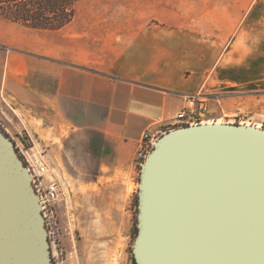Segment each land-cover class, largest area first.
Wrapping results in <instances>:
<instances>
[{
    "label": "crops",
    "instance_id": "0c3cea01",
    "mask_svg": "<svg viewBox=\"0 0 264 264\" xmlns=\"http://www.w3.org/2000/svg\"><path fill=\"white\" fill-rule=\"evenodd\" d=\"M263 8L154 0L137 21L128 4L102 3L59 29L10 21L0 33V121L7 134L26 129L58 152L86 138L99 153L88 185L130 198L145 134L163 135L186 96L221 77L237 84L264 73V38L249 34ZM115 9L120 16H109Z\"/></svg>",
    "mask_w": 264,
    "mask_h": 264
},
{
    "label": "water",
    "instance_id": "95a60500",
    "mask_svg": "<svg viewBox=\"0 0 264 264\" xmlns=\"http://www.w3.org/2000/svg\"><path fill=\"white\" fill-rule=\"evenodd\" d=\"M137 264H264V127L161 135L141 165ZM0 264H52L31 174L0 127Z\"/></svg>",
    "mask_w": 264,
    "mask_h": 264
},
{
    "label": "rangeland",
    "instance_id": "374dc122",
    "mask_svg": "<svg viewBox=\"0 0 264 264\" xmlns=\"http://www.w3.org/2000/svg\"><path fill=\"white\" fill-rule=\"evenodd\" d=\"M152 1L79 0L76 11L80 17L85 16L88 8L95 4H112L115 7L128 4V17L137 21L143 16L144 6ZM241 1L252 3L257 0ZM262 11V17L251 25L249 34L264 38V8ZM120 12L115 9L109 16L118 17ZM14 26L0 17V33H7ZM255 77L252 82L237 84H230L221 77L202 90L210 97L214 109L213 122L241 124L245 121L264 127V73ZM31 140L28 148H34L30 152L46 161L50 171L62 183L61 198L44 214L52 264H134L132 248L137 228L136 200L141 165L138 164L136 184L133 183L128 190L136 191L129 198V195L114 193L116 188L110 185H88L96 177L99 153L92 151L96 147L90 146L86 138L70 146L68 152L43 148L40 140L32 137Z\"/></svg>",
    "mask_w": 264,
    "mask_h": 264
},
{
    "label": "built area",
    "instance_id": "2783aa9c",
    "mask_svg": "<svg viewBox=\"0 0 264 264\" xmlns=\"http://www.w3.org/2000/svg\"><path fill=\"white\" fill-rule=\"evenodd\" d=\"M185 101L186 104L175 116V121L167 124L163 133L185 125H195L214 121V118H212L214 109L210 103L209 95L203 92L190 94L186 96ZM3 126L4 125L0 121V127L6 132ZM9 134L7 135L13 139L16 151L21 156L31 174L32 184L36 193L39 195L43 213L46 214L51 205L61 198L63 194L62 183L55 177L54 173L50 171L49 164L46 161L36 157L35 154L30 152L34 147L28 148V144L31 143L32 140L26 129L18 130L15 136ZM158 138V135L149 136L145 134L144 141L138 152V164L142 165Z\"/></svg>",
    "mask_w": 264,
    "mask_h": 264
},
{
    "label": "trees",
    "instance_id": "16d2710c",
    "mask_svg": "<svg viewBox=\"0 0 264 264\" xmlns=\"http://www.w3.org/2000/svg\"><path fill=\"white\" fill-rule=\"evenodd\" d=\"M78 1L0 0V17L30 28L59 29L74 20ZM133 262L137 264L134 258Z\"/></svg>",
    "mask_w": 264,
    "mask_h": 264
},
{
    "label": "bare ground",
    "instance_id": "6f19581e",
    "mask_svg": "<svg viewBox=\"0 0 264 264\" xmlns=\"http://www.w3.org/2000/svg\"><path fill=\"white\" fill-rule=\"evenodd\" d=\"M217 123H223L222 121H220V120H218V121H216ZM209 123H215V122H213V121H210ZM241 124L242 125H247V126H251V125H253V124H251V123H249V122H245V121H241ZM255 126H257V127H262L260 124H256Z\"/></svg>",
    "mask_w": 264,
    "mask_h": 264
}]
</instances>
